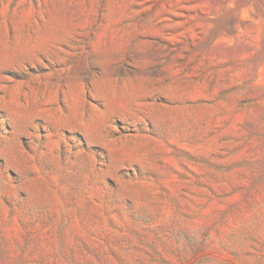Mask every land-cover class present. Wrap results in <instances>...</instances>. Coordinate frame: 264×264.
Listing matches in <instances>:
<instances>
[{
    "label": "rangeland",
    "instance_id": "rangeland-1",
    "mask_svg": "<svg viewBox=\"0 0 264 264\" xmlns=\"http://www.w3.org/2000/svg\"><path fill=\"white\" fill-rule=\"evenodd\" d=\"M0 264H264V0H0Z\"/></svg>",
    "mask_w": 264,
    "mask_h": 264
}]
</instances>
